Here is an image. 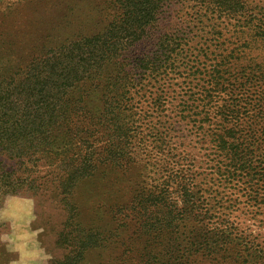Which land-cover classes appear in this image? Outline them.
I'll list each match as a JSON object with an SVG mask.
<instances>
[{
	"label": "rangeland",
	"instance_id": "obj_1",
	"mask_svg": "<svg viewBox=\"0 0 264 264\" xmlns=\"http://www.w3.org/2000/svg\"><path fill=\"white\" fill-rule=\"evenodd\" d=\"M122 1L0 0V76L19 72L51 49L108 31L110 23L120 18ZM204 1L214 4L213 0H168L150 25L122 43L120 59L134 81L164 83L168 89L159 111L157 105L149 110L153 102L144 101L146 118L130 133V156L124 166L105 164L71 193L60 186L64 173L59 166L63 158L83 147L78 145L81 138L90 137L100 152L108 140V129L93 110L77 121L79 125L70 127L75 141H64L61 149L50 146L40 160L33 157L22 164L0 150V168L14 167L16 176L33 180L20 193H0V264H61L73 248L64 232L71 214L67 201L77 206L78 214L73 210L76 223L102 232L104 238L101 245L93 243L86 249L81 264H161L188 254L190 249L224 244L217 237L204 241L200 235L206 234V229L201 224L195 225L198 232L190 240L193 226L185 218L175 227L164 226L148 234L141 231L139 219L145 217L130 209L137 202L135 196L149 188H167L175 199L184 181L194 182L208 197L209 207L215 210L213 221L232 225L238 234L264 246V156L254 153L241 168L227 172L228 160L212 139L220 122L232 124L215 111L221 105L240 103L249 109L239 113L237 129L248 138L257 131L264 140V108L256 105L259 87L241 71L242 67L264 66V46L254 42L262 41L255 32L264 25V0H250L254 13L237 8L220 11ZM164 32L170 35L162 43ZM178 36L182 44L176 47L173 42ZM175 47L177 51H173ZM147 60L155 61L160 70L155 66L151 72L153 62ZM214 67L226 70L220 88L228 89L212 108L205 103L215 78ZM94 96L98 104L101 95ZM204 109H210V115ZM78 230L74 227L68 236L73 238ZM233 238L226 244L234 245Z\"/></svg>",
	"mask_w": 264,
	"mask_h": 264
},
{
	"label": "trees",
	"instance_id": "obj_2",
	"mask_svg": "<svg viewBox=\"0 0 264 264\" xmlns=\"http://www.w3.org/2000/svg\"><path fill=\"white\" fill-rule=\"evenodd\" d=\"M167 1L123 0L120 6L122 10L118 9L121 13L120 18L110 23L108 31L51 49L44 56L33 58L19 72L0 76V150L22 164H27L33 157L40 160L43 158L42 154L52 149L50 146L57 145L61 149V143L64 141L67 143L75 141V135H71L70 127L79 125L77 121L93 110L100 119L102 118L101 123L108 129V140L104 141L103 150L100 152L95 149L90 137L81 138L78 145L83 146L84 149L81 148L75 154L63 158L62 165L59 166L60 173L61 166L64 173L62 179L60 176V186L64 192L70 190L67 193H71L79 182L95 176L105 164L111 167L124 166L130 156L131 148H128L130 133L132 129L140 126L145 114L144 101L151 100L153 103L149 110L157 105L159 111L160 101L168 97V89L164 83L156 85L152 84V81H134L120 59L122 43L135 38L137 30L143 31V27L150 25ZM213 1L214 4L211 1L204 2L220 11L237 8L254 13L250 0ZM260 27L262 28L255 34L260 36L263 42L257 39H254V42L264 46V25ZM163 34L166 38L162 43L167 40L170 33ZM181 40L182 38L178 36V41L173 44L178 47L182 44ZM176 47L173 51H177ZM150 62H153L151 67L153 72L157 64L155 61L147 60V63ZM160 68L161 66L158 70ZM241 71L259 87L260 98L256 105L262 110L264 66L256 64V66L242 67ZM213 72L214 86L210 82L208 101L205 103L212 108L218 106L222 98L221 94L228 89L220 88L225 83L226 78L223 73L226 70L222 71V67H214ZM250 72L253 76H249ZM246 85L248 83L244 86ZM229 91L232 92L233 89L229 88ZM94 94L101 95L98 104L95 102ZM229 98L236 100L233 94H229ZM219 107L215 112L222 115L224 121L232 123L226 125L220 122L221 128L212 131V139L217 150L228 160L227 172L233 167L241 168L240 164H246L254 153L264 156V152H260L263 137L256 131L248 138L237 129L239 113L248 112L249 108L240 103ZM203 111L206 115H210V109ZM179 114L182 117L184 115L182 111ZM187 115L193 116L191 113ZM100 154L102 156H98ZM13 168L7 166L0 168L2 194L9 191L20 193L24 185L30 186L33 183V180L28 181L22 179L20 175L16 176ZM27 175L30 176V173ZM149 189L143 190L140 196L136 195L137 202L130 205L133 214L139 213L140 217L141 215L145 217L139 219L142 232L148 234L162 230L164 226L175 227L179 220L185 218L190 221L188 225L192 223L193 226L190 240L193 235L196 237L195 234L198 232L195 225L201 224L200 227L204 226L206 229V234L200 235L204 241L217 237L222 239V241L218 239V242L224 243L215 241V245L210 249H190L188 254L173 260H162L161 264H264L262 262L264 246L248 239L244 234H238L232 225L213 221L215 210L212 205L209 207L211 202L194 182L192 185L185 181L180 184L179 197L175 199H171L167 188H161L159 191ZM66 205L71 214L66 225L67 231L64 232L73 248L61 260V264H70L72 261L81 264L86 249L93 245H101L104 238L102 232L77 224L75 218L78 214L77 206L70 204L69 201ZM74 227L79 230L73 238H70L68 235L73 233ZM233 236L234 245L226 244ZM93 239L95 242H92ZM189 244L195 246L193 242ZM204 244L206 242L201 245Z\"/></svg>",
	"mask_w": 264,
	"mask_h": 264
}]
</instances>
